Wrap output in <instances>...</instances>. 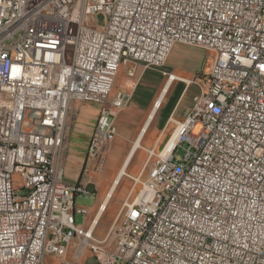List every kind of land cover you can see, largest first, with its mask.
Wrapping results in <instances>:
<instances>
[{"label": "built area", "instance_id": "1", "mask_svg": "<svg viewBox=\"0 0 264 264\" xmlns=\"http://www.w3.org/2000/svg\"><path fill=\"white\" fill-rule=\"evenodd\" d=\"M179 44L213 55L207 83L97 237L76 223L90 182L65 181L73 105L100 107L84 173L100 171L133 96L114 91L121 67L161 70ZM87 251L264 264V0H0V264H87Z\"/></svg>", "mask_w": 264, "mask_h": 264}, {"label": "crops", "instance_id": "2", "mask_svg": "<svg viewBox=\"0 0 264 264\" xmlns=\"http://www.w3.org/2000/svg\"><path fill=\"white\" fill-rule=\"evenodd\" d=\"M211 58H213V55ZM128 68V65H123L121 67L115 83V92H131L133 96L130 104L117 115L115 123L117 133L108 152H110V154L117 152L122 157V162L110 177L111 186L107 189H103L96 182L92 181L93 176L91 173H84L87 149L92 133L97 124L100 107L99 105L89 103H75L73 105L70 131L64 151L65 181L72 184L79 179L84 178L94 186V193H92V195L96 196L99 199V202L93 207H85L89 210V213L92 214L93 223H95L99 216V220L101 219L103 215H101V213L105 211V202L110 195L113 183L119 178L121 181L124 176H120L124 166L128 163L127 170L129 169L130 177H138L141 175L145 164V156L140 152V149L146 152L152 149H157L163 141H165L168 133H170V135L173 133L175 129L174 121L183 120L193 106L192 99L184 111L179 113L183 102L180 103L182 96L187 88L190 89L192 85L195 84L193 83L195 79L163 70H144L141 65H136L137 76L132 79L127 76ZM208 73L209 71L206 67L205 75ZM171 74H173L174 77L184 79L190 83H184L179 80L171 81ZM177 82L179 83V86L181 84L184 85L183 90L181 94L174 99L170 114L164 116L160 112L161 107L165 102L169 91ZM167 90L168 92L166 93ZM137 144H139L138 147ZM137 156L138 161L132 166ZM98 224L94 228V233L97 237L101 238L106 234L107 230L103 234L99 231ZM83 225L86 228L89 227L87 222ZM81 261L84 262L86 260L82 258Z\"/></svg>", "mask_w": 264, "mask_h": 264}, {"label": "rangeland", "instance_id": "3", "mask_svg": "<svg viewBox=\"0 0 264 264\" xmlns=\"http://www.w3.org/2000/svg\"><path fill=\"white\" fill-rule=\"evenodd\" d=\"M98 23L99 25H104L105 20L103 16L99 17ZM211 57H212L211 53L203 49L179 44L175 47V49H173L171 55L167 60L165 67H163L161 70L171 73H176L188 78L196 79L198 82L201 83L203 87H205L207 83L206 82L207 76L209 75V73L205 75V69L207 67V70L210 72L212 67ZM183 87H184L183 84L179 86V83L177 82L171 88V90L169 91L166 97L165 102L161 107L160 112L162 115L168 116L170 114L172 110L173 101L181 94ZM167 92L168 90L166 91V93ZM199 93H200V87L197 83L193 84L190 89L187 88L180 101V103L182 101L183 102L180 107L179 113L184 111L188 103L191 102L193 97ZM170 136H171L170 133H168L167 137L165 138V141H163V143L157 148L158 151H161L163 149L166 141L169 139ZM149 151L146 152L140 149V152L145 156V162L148 159ZM109 154L110 152H108L107 157L105 158V162L101 166L100 171L90 170L93 176L92 181L96 182L103 189H107L108 187L111 186L110 177L113 175V173L116 171V169L119 167V165L122 162V157L117 152H113L110 155ZM137 161H138V156L135 158L132 166L136 164ZM129 174L130 172L128 169L126 170V175L122 177V180L117 185V189L115 188L116 191L114 190L115 192H113L114 194L112 195V198L110 199L109 204L107 205V209L106 211L103 212V215L99 220L98 228L100 229L99 231H101L103 234L106 232V230L108 231L115 217L119 213L123 202L125 201V199L129 194V191L132 187V180L129 177ZM98 202L99 199L96 196L93 195L81 196V197H77L76 206L93 207ZM92 218L93 217L91 213H89L87 217H85L82 214H77L76 223L78 225H83L85 222H87L88 226H90L91 221L93 220ZM83 259L87 261V264H97V262L91 257L89 251L85 253ZM86 261H84L83 263H86ZM45 264H57V261L56 259L49 257L46 259Z\"/></svg>", "mask_w": 264, "mask_h": 264}, {"label": "bare ground", "instance_id": "4", "mask_svg": "<svg viewBox=\"0 0 264 264\" xmlns=\"http://www.w3.org/2000/svg\"><path fill=\"white\" fill-rule=\"evenodd\" d=\"M23 137L25 138H42V130H37V129H30V128H23ZM175 139L172 140V142L174 141ZM139 146V144H137V147ZM127 166H128V163L124 166V168L122 169L121 171V174L120 176H123L126 174V170H127ZM119 181H120V178L117 179L113 185H112V189L110 191V195L107 199V201L105 202V208L104 210L106 211L107 209V204L108 202L110 201V199L112 198V195H113V192L115 190V188L117 187V185L119 184ZM102 207V206H101ZM100 207V209H101ZM103 213H101L102 215ZM99 218L100 216L96 219L95 223H93V220L91 221V224H90V227L92 228V230L96 227V225L98 224L99 222Z\"/></svg>", "mask_w": 264, "mask_h": 264}, {"label": "water", "instance_id": "5", "mask_svg": "<svg viewBox=\"0 0 264 264\" xmlns=\"http://www.w3.org/2000/svg\"><path fill=\"white\" fill-rule=\"evenodd\" d=\"M89 190H90L91 193H94V186L91 185Z\"/></svg>", "mask_w": 264, "mask_h": 264}]
</instances>
